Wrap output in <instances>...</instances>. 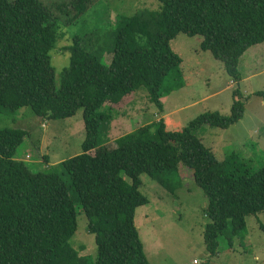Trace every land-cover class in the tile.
Wrapping results in <instances>:
<instances>
[{
  "label": "trees",
  "instance_id": "16d2710c",
  "mask_svg": "<svg viewBox=\"0 0 264 264\" xmlns=\"http://www.w3.org/2000/svg\"><path fill=\"white\" fill-rule=\"evenodd\" d=\"M101 1L0 0V115L32 107L43 119L64 120L82 109L85 125L82 154L51 171L19 160L28 132L0 130V264H150L136 224L137 209L150 202L141 177L173 193L181 165L209 199V253L217 256L222 238L229 249L243 246L247 216L264 214V166L254 171L235 153L221 160L198 133L205 126L228 130L244 118L239 88L227 116L201 114L181 132L167 131L161 120L94 151L107 142L112 106L146 88L163 110V98L182 88L183 61L171 47L179 34L203 36L202 50L239 84L240 59L264 44V0H157L159 10L117 15L108 29L74 34L57 87L50 53L60 28ZM80 210L95 236V260L70 242Z\"/></svg>",
  "mask_w": 264,
  "mask_h": 264
},
{
  "label": "rangeland",
  "instance_id": "374dc122",
  "mask_svg": "<svg viewBox=\"0 0 264 264\" xmlns=\"http://www.w3.org/2000/svg\"><path fill=\"white\" fill-rule=\"evenodd\" d=\"M157 0H103L78 22L60 28L56 47L51 51L57 87L62 72L70 65L71 54L66 50L77 32L92 29H108L117 15L133 16L144 9L159 10ZM203 36L190 38L179 34L171 43L173 51L182 58V88L163 98L160 110L150 100L148 89L142 88L133 97L116 106L107 131L106 144L94 151L106 152L117 142L139 132L147 126L165 123L167 131L181 132L201 114L219 112L229 115L235 100L233 91L239 88L245 104V116L228 130L205 126L199 133L207 147L213 148L223 160L235 153L254 171L264 166V44L252 48L240 59L242 80L233 82L222 61L212 53L204 52ZM107 64L111 56L106 55ZM241 68V69H240ZM15 129L29 133L19 149V160L36 169L51 171L67 160L82 154L85 140L83 110L64 120L43 119L32 107L0 115V130ZM108 140L110 142H108ZM141 191L150 202L140 206L136 224L144 242L150 264H264V214L249 215L246 219L248 235L243 246L237 242L229 249L222 238L217 256L211 255L205 243L209 199L194 177L192 169L180 166V184L173 193L158 184L150 175H143ZM129 182L132 180L127 179ZM87 215L80 210L77 215V231L71 244L82 255H92L95 260L97 245L95 236L89 233Z\"/></svg>",
  "mask_w": 264,
  "mask_h": 264
},
{
  "label": "crops",
  "instance_id": "0c3cea01",
  "mask_svg": "<svg viewBox=\"0 0 264 264\" xmlns=\"http://www.w3.org/2000/svg\"><path fill=\"white\" fill-rule=\"evenodd\" d=\"M253 48H254V47H253ZM250 50H251V49H250ZM250 50H249V51H250ZM247 53H248V52H247ZM239 66L241 67V64H240V63H239ZM240 69H241V68H240ZM241 75H242V74H241Z\"/></svg>",
  "mask_w": 264,
  "mask_h": 264
}]
</instances>
